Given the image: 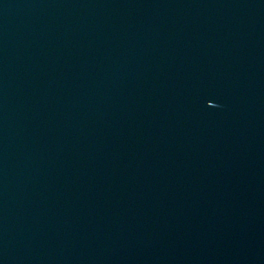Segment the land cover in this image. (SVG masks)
Listing matches in <instances>:
<instances>
[{
  "label": "water",
  "instance_id": "obj_1",
  "mask_svg": "<svg viewBox=\"0 0 264 264\" xmlns=\"http://www.w3.org/2000/svg\"><path fill=\"white\" fill-rule=\"evenodd\" d=\"M0 264H264V0H0Z\"/></svg>",
  "mask_w": 264,
  "mask_h": 264
}]
</instances>
